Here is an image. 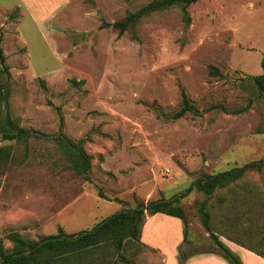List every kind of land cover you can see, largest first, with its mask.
<instances>
[{
	"label": "rangeland",
	"instance_id": "1",
	"mask_svg": "<svg viewBox=\"0 0 264 264\" xmlns=\"http://www.w3.org/2000/svg\"><path fill=\"white\" fill-rule=\"evenodd\" d=\"M153 1L0 0L9 112L47 137L0 143L12 150L0 174V241L8 251L14 233L31 241L60 229L76 234L122 210L177 198L187 241L174 248L184 226L164 214L152 216L158 225L145 239L175 249L178 264L179 251L218 253L198 212L206 201L212 232L244 264H263L245 262L235 246L264 256V169L211 197L196 182L264 158V99L252 80L263 74L264 0H198L188 26L172 7L122 35L114 29ZM181 88L200 114L174 121ZM58 109L65 136L83 141L92 157L87 178L52 138ZM147 247L127 242L121 255L129 264H166L160 249ZM84 255L76 264H126L110 245Z\"/></svg>",
	"mask_w": 264,
	"mask_h": 264
},
{
	"label": "trees",
	"instance_id": "2",
	"mask_svg": "<svg viewBox=\"0 0 264 264\" xmlns=\"http://www.w3.org/2000/svg\"><path fill=\"white\" fill-rule=\"evenodd\" d=\"M197 2L198 0H155L140 10L128 14L125 19L115 23L113 27L122 35L129 30L135 29L148 16L172 7L181 8L184 21L188 26L191 21L188 8ZM262 69L263 74L258 77H252V80L264 99V59L262 61ZM212 70L213 75H219L216 69L212 68ZM0 78L5 79V82H0V143L4 141L27 143L32 137H46L36 132L27 131L19 125L17 120L11 117L9 112V82L11 74L6 65V58L1 47V38ZM181 97L182 107L170 117L172 120H180L188 113L200 114L192 106L184 88H181ZM58 113L60 116V131L56 137L52 138L57 140L61 147L69 154L74 171L78 175L87 178L91 170L92 157L84 151L83 141L74 143L65 136L63 133L64 118L60 109H58ZM11 157V147L0 146V174L8 167ZM263 169L264 158L241 167L232 168L220 174L204 175L201 180L196 182V188L207 197H211L218 189L229 186L236 180L242 178L246 173L262 171ZM198 212L205 230L211 234V238L219 251L218 253H213V255L220 257L228 264H244L241 258L212 232L210 226L211 215L207 210L206 201L200 204ZM157 214H164L180 219L184 226V243L187 241L189 222L184 210L179 205V200L177 198L161 199L151 201L147 205L140 204L134 209L122 210L103 220L92 229L76 234H66L60 229L57 235L46 236L37 241H31L14 233L10 236V240L13 243V248L10 251L0 241V264H76L81 260L78 257H82L84 254L94 251L101 246L109 245L114 247L123 262L129 264V261L121 255L125 250L126 243L134 242L147 247L142 242V231L147 216ZM255 254L264 258L259 253ZM179 257L180 262L183 264L191 256L183 251H179Z\"/></svg>",
	"mask_w": 264,
	"mask_h": 264
},
{
	"label": "crops",
	"instance_id": "3",
	"mask_svg": "<svg viewBox=\"0 0 264 264\" xmlns=\"http://www.w3.org/2000/svg\"><path fill=\"white\" fill-rule=\"evenodd\" d=\"M170 217V216H168ZM166 220H168V218H165ZM152 216H148L146 223L144 225L143 231H142V241L145 242V244L149 245V246H153L154 248H158L162 251V253L164 255H166V264H178V255L177 252L175 251V249L183 243L184 241V229L182 227H180V233H178V237L176 239V242L174 243V248L173 251H171L170 249L168 250L166 247L159 245L158 243H154L152 242L151 239L144 237L143 232L145 231V229L148 231H152L155 230V226L157 227V223L153 222L152 223ZM180 220V219H179ZM151 224L153 227H151ZM179 228V227H178ZM145 233V232H144ZM149 234V233H148ZM237 248H239L242 252V258L245 260V262H247L248 260L252 261V262H262L264 264V259L260 256H258L257 254H255L254 252L250 251L249 249H246L244 247L241 246H235ZM185 264H227L223 259H221L220 257L216 256V255H209V254H199V255H193L188 261H186Z\"/></svg>",
	"mask_w": 264,
	"mask_h": 264
},
{
	"label": "built area",
	"instance_id": "4",
	"mask_svg": "<svg viewBox=\"0 0 264 264\" xmlns=\"http://www.w3.org/2000/svg\"><path fill=\"white\" fill-rule=\"evenodd\" d=\"M166 172H167V175H168V176L171 174V172H170V170H169V169H168V170H166Z\"/></svg>",
	"mask_w": 264,
	"mask_h": 264
}]
</instances>
